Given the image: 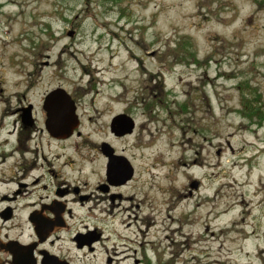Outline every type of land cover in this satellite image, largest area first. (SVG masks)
<instances>
[{"label":"rangeland","instance_id":"rangeland-1","mask_svg":"<svg viewBox=\"0 0 264 264\" xmlns=\"http://www.w3.org/2000/svg\"><path fill=\"white\" fill-rule=\"evenodd\" d=\"M28 86L79 97L88 193L102 142L135 169L72 264H264V0H0V95ZM124 111L136 129L114 139Z\"/></svg>","mask_w":264,"mask_h":264},{"label":"flooded vegetation","instance_id":"flooded-vegetation-1","mask_svg":"<svg viewBox=\"0 0 264 264\" xmlns=\"http://www.w3.org/2000/svg\"><path fill=\"white\" fill-rule=\"evenodd\" d=\"M57 88L64 87L47 91L39 103L29 99L30 86L17 95V104L0 95V264H72L71 248L84 251L78 257L86 259L89 250L95 249L94 243L106 239V228L90 227L88 216L112 215L125 209L124 204L133 199L123 189L134 180L135 169L124 150L119 151L107 141L98 146L103 162L95 192H87L89 180L80 163L85 159L81 158L78 145L75 154L81 159L71 155L72 138L83 137L81 120L70 133L67 120L51 119L49 109L53 101L49 97ZM3 91L1 88L0 92ZM70 95L78 113L80 99ZM123 114L130 115L126 111ZM133 119V132L125 134L116 133L111 120L112 137L131 136L136 129ZM53 125H58V129ZM114 156L128 159L133 168L131 177L124 169L123 175L114 177L109 166ZM72 171L77 175H72ZM67 245L71 247L66 251Z\"/></svg>","mask_w":264,"mask_h":264},{"label":"water","instance_id":"water-1","mask_svg":"<svg viewBox=\"0 0 264 264\" xmlns=\"http://www.w3.org/2000/svg\"><path fill=\"white\" fill-rule=\"evenodd\" d=\"M70 35H73L72 32H70ZM52 103L50 105L52 108L49 109L51 112V119L53 121H59V120H67L69 122L68 128L69 132H74L75 128L79 126V120L78 115L76 114V105L74 103L71 97V95L68 93V91L64 88H57L54 91L50 93V97ZM58 129V125H53V128ZM112 128L114 131L118 134H125L127 132L131 133L134 128V121L132 118L127 114H119L116 117H114L112 122ZM107 144V143H106ZM115 158L111 157L112 162L109 164L110 169L114 170V173L110 170L109 174L114 175V177L117 174L123 175V169L129 173L128 177L132 176L133 168L130 165L128 159L124 156H114ZM124 167V168H123ZM198 181L192 183V186L197 188ZM1 247L8 248L7 245H1Z\"/></svg>","mask_w":264,"mask_h":264},{"label":"trees","instance_id":"trees-1","mask_svg":"<svg viewBox=\"0 0 264 264\" xmlns=\"http://www.w3.org/2000/svg\"><path fill=\"white\" fill-rule=\"evenodd\" d=\"M247 101H248L249 105H252V100L247 99ZM244 108H246V106ZM257 111H260V108L259 107L257 108ZM256 116H260V115L257 114V113H254V115H251V117H256Z\"/></svg>","mask_w":264,"mask_h":264}]
</instances>
